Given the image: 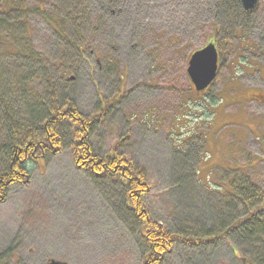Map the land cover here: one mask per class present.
I'll use <instances>...</instances> for the list:
<instances>
[{"label": "rangeland", "instance_id": "rangeland-1", "mask_svg": "<svg viewBox=\"0 0 264 264\" xmlns=\"http://www.w3.org/2000/svg\"><path fill=\"white\" fill-rule=\"evenodd\" d=\"M235 1L241 9L232 0H0V174L13 136L42 142L51 117L69 107L77 114L56 119L48 147L56 153L38 146L36 161L17 175L21 182L0 199V264H153L127 209L136 194L118 178L88 176L85 143L94 155L117 150L144 168L151 186L139 190L141 202L173 233L200 238L261 209L264 0L250 14ZM9 10L13 21L4 27ZM211 42L221 65L201 95L188 69L192 54ZM240 173L262 194L248 207L232 193L243 197ZM237 233L200 245L179 240L156 258L250 263L257 250Z\"/></svg>", "mask_w": 264, "mask_h": 264}, {"label": "trees", "instance_id": "trees-1", "mask_svg": "<svg viewBox=\"0 0 264 264\" xmlns=\"http://www.w3.org/2000/svg\"><path fill=\"white\" fill-rule=\"evenodd\" d=\"M7 1V0H6ZM10 1V0H9ZM233 3L235 2L234 7L236 9H241L240 6L236 5V1L232 0ZM240 1V0H239ZM2 4L0 3V6ZM20 8V10L24 13H27V9L22 7L21 5H16ZM239 7V8H238ZM15 9V8H14ZM13 10V9H12ZM39 14V10H41V6L39 9H33ZM245 12V11H244ZM5 18H1V22H3L4 27L5 26H11V22L13 19H11L7 15V13H11V11H6ZM245 14H249L245 12ZM27 24V23H26ZM25 30H28V26H25ZM56 31L63 35V29L57 28ZM30 36V35H29ZM0 41L3 42V44L6 42V40L0 38ZM7 49V48H6ZM18 52H21L24 55H27V51L24 52L23 50H17ZM31 53V52H29ZM28 53V54H29ZM28 56V55H27ZM38 58V57H36ZM257 96V95H256ZM5 99V97H3ZM60 109V108H58ZM71 107L67 108L64 112V115L62 118L57 119L56 116L51 117L50 121H48L44 127L43 132L46 136V139L41 142L40 139L36 137V135H29L25 138L21 136H13V144L9 150V162L7 169L0 174V199H3L6 192L8 191L9 184L12 182H21V179L18 178V174H23L20 170L27 168L30 161H36L37 156V150L38 146H43L42 151L46 154L49 152L56 153V145L53 148H48L49 146H52L55 143L56 140V119L57 121H63L66 119L65 116H67L69 113L72 116V119L77 116L76 113L73 111L69 112ZM12 113V111L8 108L5 110V115L7 117V112ZM31 111V110H30ZM5 117V118H6ZM8 118V117H7ZM9 120H12V118H9ZM79 132V131H78ZM48 142V143H47ZM87 152H84L87 162L89 163L88 167L86 169L89 171V175L93 179H105V178H112V179H120L121 183L124 185L126 190L129 188V192L136 194L133 195L132 199L134 202H130L129 198L127 199V209L132 211L135 217L138 219L139 225L142 226L141 232H143V236L145 240L147 241V244L150 246V249L148 251V262H152L153 264H163V260L158 261L156 258L157 256H164L165 253L169 252L171 248L175 245V242L181 240L183 243L188 244H196L200 245L204 240L206 243H212L216 240H221L222 237L225 239L231 237L233 233L237 231V235L239 237L248 236L253 241V246L257 250L256 258L255 259H249V262H245L246 264H264V202L261 205V209L254 208L255 211H253L251 216L246 219H241L237 225H240V229L237 228L236 222L233 223H227L221 222V225L218 227L216 232H210L205 234L202 237H198L196 235L191 236H185L182 233H173L171 232L166 226L163 224H160L156 221L151 220L148 217L147 209L145 204H142L139 194V190L142 189V187L149 188L151 185L149 184L146 176V171L142 167L135 166V163L129 159L128 156L122 155L121 158H118L116 156V152L108 153L106 156H98L94 155L92 150L90 149L89 145L85 143ZM48 148V149H47ZM47 149V150H46ZM56 149V150H55ZM52 150V151H50ZM49 151V152H48ZM48 152V153H47ZM97 154V153H96ZM42 156V155H41ZM34 157V158H33ZM46 157V156H44ZM45 159V158H43ZM238 180L240 186L238 187V191L240 195L243 197L236 196V192H232L233 195L238 199V203H243L244 206L248 207V203L250 198L254 199L256 196H259V198H262V194L260 192V189L257 187L255 183H253L250 179L248 182H240V179H243L245 175L243 173L238 174ZM128 188H127V187ZM208 190L211 188L207 187ZM248 196V197H246ZM260 202V201H259ZM257 202L256 204H258ZM239 229V230H238ZM225 230V234L219 236L218 231ZM218 232V233H217ZM212 233H216V235H213ZM198 238V239H197ZM201 240V241H200ZM231 246V245H230ZM233 248V246H231ZM235 247V246H234ZM235 249H237L235 247ZM237 252H239V249H237ZM238 254V253H237Z\"/></svg>", "mask_w": 264, "mask_h": 264}, {"label": "water", "instance_id": "water-1", "mask_svg": "<svg viewBox=\"0 0 264 264\" xmlns=\"http://www.w3.org/2000/svg\"><path fill=\"white\" fill-rule=\"evenodd\" d=\"M245 10H253L259 0H241ZM218 49L214 43L197 50L191 56L188 73L197 91L205 90L216 78L218 73ZM50 264H69L52 259Z\"/></svg>", "mask_w": 264, "mask_h": 264}, {"label": "flooded vegetation", "instance_id": "flooded-vegetation-1", "mask_svg": "<svg viewBox=\"0 0 264 264\" xmlns=\"http://www.w3.org/2000/svg\"><path fill=\"white\" fill-rule=\"evenodd\" d=\"M218 47V46H217ZM218 49H219V47H218ZM219 51H220V49H219ZM220 59H221V56H220ZM219 64L221 65V60H219ZM208 91V89L207 90H205L204 92H202V93H206Z\"/></svg>", "mask_w": 264, "mask_h": 264}]
</instances>
